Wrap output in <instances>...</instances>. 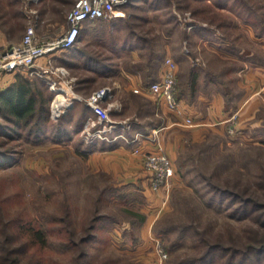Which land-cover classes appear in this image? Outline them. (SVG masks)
I'll return each instance as SVG.
<instances>
[{
    "label": "rangeland",
    "instance_id": "obj_1",
    "mask_svg": "<svg viewBox=\"0 0 264 264\" xmlns=\"http://www.w3.org/2000/svg\"><path fill=\"white\" fill-rule=\"evenodd\" d=\"M10 1L0 0V46L20 42L31 24L37 26L40 36L58 34L67 27V16L78 0H15L21 16L8 19V14L13 11ZM171 1L172 11L176 13V24L171 22V26L165 22L167 7L158 12L152 9L149 13L150 5L137 0L134 4L138 6H129V10L138 15L137 20H141L140 28H137L140 35L157 44L162 42L161 31L166 29L165 25L169 29L174 27L177 33L172 35L171 47L193 54L188 34L192 29L187 23L207 26L209 22L205 15L211 11L206 5L190 0ZM260 2L264 5V0ZM232 24L219 32L230 47L228 52L222 51L228 55L226 58L208 53L199 55L197 62L201 65L196 67L201 69V73L195 89L205 94L213 91L223 94L226 99L224 106L229 108V112H212L207 120L201 119L209 125L193 131L190 130L193 127L175 126L173 134H170L171 129L166 137L162 136L165 141L176 143L178 156L172 162L176 179L170 188H166L168 202L160 212L146 210L148 204L144 203L140 191L125 184L121 178L94 169L82 152L87 148L82 146L84 137L80 131L74 136L75 141L57 143L48 140L40 144L15 145L19 160L0 167V245L5 249L16 247L23 262L32 260L43 264H158L155 238L161 241L168 253L164 264H169L174 256L175 259H184L200 255L205 249L204 241L218 242L229 249L218 264H226L230 254L247 250L250 245L261 246L264 241L263 221L253 217L264 215V208L241 218L233 214L238 204L222 198L212 187L244 192L245 198H254L261 206L264 205V91L245 102L246 90L238 73L240 68L249 71L255 67L257 58L264 63V50H259L260 40H255L259 36L249 26ZM4 36L6 42H3ZM239 36L241 42L237 38ZM262 38L264 46V36ZM238 46L247 49L241 62L229 58L236 53ZM253 52H256L255 56ZM71 53L70 49L57 53L55 65L65 67L67 81L76 93L84 97L102 87L112 88V117L126 122L125 130L129 132L125 135L129 140V135L134 132H144V126L164 124L162 118L151 115L146 107L138 110V104L146 103L145 99L120 101L117 96L124 90L118 84L95 77L79 65V60L71 57ZM207 57L212 59L211 68L207 65ZM209 77L217 80L208 83ZM36 78L45 82L40 77ZM180 85L181 81H178V92ZM78 102L81 101L76 100L75 105ZM200 108V111L208 110ZM207 115L204 113V117ZM202 121L196 122L197 126ZM121 128L118 133L123 131ZM7 147L11 148L12 143L5 144L0 138V148ZM136 213H142L144 221L141 222ZM153 213L155 215H151ZM155 216L158 219L153 221L154 224L146 221ZM96 221L97 227L92 230L91 226ZM145 222L151 226L147 224L142 235ZM24 223L49 227L50 244L45 247L36 244ZM180 228L185 232H180ZM91 233L95 238L83 243ZM10 237L13 242H8ZM179 241L182 244L171 254L167 247L171 242ZM147 243L151 244L149 249L144 245ZM83 251L88 252L85 258L81 257Z\"/></svg>",
    "mask_w": 264,
    "mask_h": 264
},
{
    "label": "crops",
    "instance_id": "obj_2",
    "mask_svg": "<svg viewBox=\"0 0 264 264\" xmlns=\"http://www.w3.org/2000/svg\"><path fill=\"white\" fill-rule=\"evenodd\" d=\"M136 1L137 0H133L129 5L125 6L121 16H117L113 19L88 20L83 23L77 46L81 52H92L94 54V61L93 63L86 62V64H84V60L87 57L84 56V52L82 55L79 54L78 64L83 67H88V69L86 68V71L93 73L95 77L104 80H111L118 84L117 86L124 90L123 94L121 93L120 96H117L120 101L126 102L129 100L131 102L132 98L135 102V99L136 101L141 98L145 99L146 103L138 104V110L146 107L149 109L151 115L162 118L161 121H163L164 124H150L144 126V132L142 130L141 132H134L129 135L130 140L125 135L129 131L125 130V128H121L123 129V131L121 130V133L128 139V141L122 137H118L111 142L96 141L92 144H89L86 141H81L83 142L82 146L87 148V151L82 152L96 171L110 172L114 176L121 178L125 184H130L136 190L140 191L145 200L144 203L148 204L146 210L152 209L160 212L168 202L167 189L166 187H162L160 190L155 191L150 187L151 173L143 166L142 152L164 151L171 161L174 162L178 156L177 145L170 140L165 141L164 138L162 139V136L166 137L167 132H170L171 129L172 131L170 134H173L175 132L173 129L175 126L184 127L183 122L188 117L192 118L195 122H199L202 121L201 119L207 120L208 117H211L212 112H229V108L224 106L226 99L223 94L216 93L215 91L206 94L198 91L197 93L195 90L196 86L195 89H193L192 86L193 81H195L193 79L194 74H198L197 82L201 73V69L196 67L197 65H201V63L197 62V60L200 59L199 55L201 53H208L223 58L228 56L223 54L222 51L224 53L228 52L227 50L230 48L229 44L221 38L219 32L225 30L229 24H226L220 30L216 29V27L210 28L209 24L206 26L203 25V23H197L195 28L188 31L189 38H191L190 47L193 54H185L177 51L179 48L176 50L171 47L172 35H175L177 32L174 27H171L170 29L168 28L171 26L169 25L171 22L168 20L165 22L169 26L166 27L165 25L166 29H164V31L162 29L161 31L163 34V36H161L162 42L158 41L156 44V42L150 38H148L149 41H144L145 38L140 35V29H137L140 28L141 20H137L138 15H135V13H132L129 10V6H138L134 4ZM141 1L144 3L146 2L145 0ZM151 10L152 9L148 8L147 11L150 13ZM155 12H158V10ZM229 13V10H222V14ZM147 21L148 19L146 22ZM241 24L245 25L239 18H237L236 22L233 23V26H241ZM203 27H209L210 31H202L201 29ZM237 38L239 42H241L240 36ZM256 39L260 40L258 41L259 50H264L262 43L263 38L255 37V40ZM3 42H6L5 36ZM182 44L183 42L181 45ZM5 45H7V43H5ZM181 47L183 50L184 46ZM246 51V48L238 46L236 53L229 58L233 60L236 58L238 62H241V58L246 57ZM253 54L255 56L256 52H253ZM167 58H171L174 61L178 81H181L180 91L178 92L180 104L176 111H169L162 97L146 90L149 85L162 78L165 69V60ZM257 59L258 63L253 67L254 69L252 68L247 71L245 68H240V70H238V73H240L239 76L242 77V82L244 83V86L242 87L246 90L245 97L247 100H245V102H250L255 96L264 91V63L261 62V58ZM204 64L206 63L204 62ZM207 65L211 68L212 59H210V57H207ZM223 73H225V71ZM19 74L27 75L28 73L22 70H17L1 74L0 92L15 83ZM215 79L216 78L214 77H209L207 82L213 83ZM205 97H207L205 99L206 101L203 99ZM82 105L84 104L78 102L71 112L73 111L77 115ZM244 106L245 104L242 108ZM200 107H206V109H208L207 112L205 110L200 111ZM86 108L88 107L86 106ZM123 108L125 110V105ZM118 111L120 112L121 110ZM204 113H207L210 116L207 115L204 117ZM91 114L92 112L89 109V116ZM138 124H141V122L139 121ZM216 124L220 123H215V125ZM206 125H209V123H205L204 121L200 126H194L193 128L190 127L192 128L190 130L193 131L198 127ZM194 133L196 134L197 130ZM116 134H120L118 133V129L112 136ZM137 134L142 136L138 141H134ZM137 148L140 149V152H136ZM175 179L176 176L173 179V183ZM151 215L155 214L153 213ZM157 219L158 216H155L146 221H151L150 223L152 225L154 224L153 221H157ZM148 223L149 222H145L142 225V235L145 227L148 225L149 227L151 226ZM149 236H151V233ZM144 245L147 247L151 246L150 243Z\"/></svg>",
    "mask_w": 264,
    "mask_h": 264
},
{
    "label": "trees",
    "instance_id": "obj_3",
    "mask_svg": "<svg viewBox=\"0 0 264 264\" xmlns=\"http://www.w3.org/2000/svg\"><path fill=\"white\" fill-rule=\"evenodd\" d=\"M150 9L161 10L167 7V19L169 22L176 24V15L172 11L173 1L171 0H145ZM192 2L203 4L211 11L208 16L205 15L206 20L209 22L210 28L222 29L226 24L236 22L237 18L245 25L249 26L257 36H264V5L260 0H190ZM17 1L11 0L10 7L13 9L7 18H19L20 11L15 7ZM222 10H229V14H222ZM195 13H198L195 10ZM204 19V18H203ZM233 25V24H232ZM174 26V25H173ZM209 27H203L202 31H210ZM144 41H149L148 37L143 36ZM78 43V42H77ZM77 43L70 48L71 57L78 59L79 54L85 52L87 56L84 60L93 63L94 54L92 52L80 51ZM67 61L65 59H62ZM72 59H70L71 61ZM87 68L88 67H84ZM196 71V69H195ZM192 86L195 89L198 74H194ZM179 96V93H178ZM53 98V93L50 91L47 84L39 78L32 77L29 74H19L15 83L9 88L0 92V138L5 144H11L12 147L1 149L0 148V167L15 164L19 160V152L15 145L21 146L24 143L40 144L45 141H53L61 143L70 141L76 134H79L84 121L89 116V109L82 105L78 114L69 112L66 116L58 121H53L50 117V102ZM214 190L220 194L222 198H229L233 204H238L233 209V214L239 215L241 218L255 214L264 205L261 206L254 198L244 197V192L239 193L230 188L214 187ZM140 221H144L142 213H136ZM255 220H262L264 227V215H254ZM91 226V229L97 227ZM25 229L31 232V238L43 247L50 244L48 240L49 227L44 225L36 226L32 223L26 225ZM180 232H185L184 228L179 229ZM187 230V228H186ZM165 232V231H163ZM16 233L13 234V236ZM15 240V237H13ZM95 238L94 234L88 235L83 243L90 242ZM11 237L8 242H13ZM181 240V239H180ZM182 243L171 242L167 249L173 254ZM204 250L198 256L175 259L172 257L169 264H218V261L223 257V253H228L229 249H225L220 243H207L204 241ZM203 246V245H201ZM6 251V254H5ZM2 252V253H1ZM16 247L5 249L0 245V264H43L42 262L29 260L23 262ZM88 252L83 251L82 258L87 256ZM217 254H219L217 256ZM226 264H264V241L261 246H248L247 250L239 251L230 254Z\"/></svg>",
    "mask_w": 264,
    "mask_h": 264
},
{
    "label": "built area",
    "instance_id": "obj_4",
    "mask_svg": "<svg viewBox=\"0 0 264 264\" xmlns=\"http://www.w3.org/2000/svg\"><path fill=\"white\" fill-rule=\"evenodd\" d=\"M132 1L78 0L67 16V27L56 35L40 36L37 26L31 24L20 42L0 46V75L22 70L29 72L31 76L45 80L54 93L50 103L51 118L54 120H60L67 115L74 107L76 100L83 102L92 112L81 130L84 141L87 143L111 142L118 137L128 141L122 133L112 136L115 130L126 126L125 121H116L112 117L114 107V103L110 102L113 97L112 88L102 87L88 97L76 93L70 81H67V70L63 66L55 65L54 57L78 42L84 22L121 16L123 8ZM187 24L189 29L195 27L192 22ZM146 90L162 97L169 111L178 110L180 104L178 77L175 63L171 58L165 60L162 78L149 85ZM183 125L194 127L198 124L188 117ZM141 136L137 134L134 141H138ZM139 150L137 148L136 152H140ZM142 156L144 168L151 173V188L155 191L162 187L170 188L176 176V169L169 156L164 151L142 152ZM155 242L158 264H164L168 253L158 238H155Z\"/></svg>",
    "mask_w": 264,
    "mask_h": 264
},
{
    "label": "bare ground",
    "instance_id": "obj_5",
    "mask_svg": "<svg viewBox=\"0 0 264 264\" xmlns=\"http://www.w3.org/2000/svg\"><path fill=\"white\" fill-rule=\"evenodd\" d=\"M59 98H61V97H59ZM59 98H58V99H59Z\"/></svg>",
    "mask_w": 264,
    "mask_h": 264
}]
</instances>
